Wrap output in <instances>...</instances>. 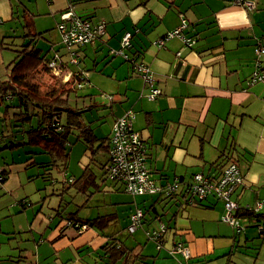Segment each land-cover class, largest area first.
Masks as SVG:
<instances>
[{"label": "crops", "instance_id": "0c3cea01", "mask_svg": "<svg viewBox=\"0 0 264 264\" xmlns=\"http://www.w3.org/2000/svg\"><path fill=\"white\" fill-rule=\"evenodd\" d=\"M23 1L0 0V41L15 31V26L26 31L25 16L30 20L31 15L34 25V18H40L41 13L52 18L58 38L50 33L52 49L48 57L60 52L65 68L51 70L57 77L64 76L63 84L69 82L75 88L70 92V104L81 112L77 113L81 122L89 125L99 140L88 148L78 137L79 130L73 128L67 143L66 173L78 178L91 164L98 186L83 193L54 179L49 181L54 188L43 203H37L34 195L33 200L26 195L15 202L14 206H20L19 213L25 214L23 224L6 233L10 234L11 247L20 250L14 262L96 264L106 236L113 235L134 249L136 257L139 254L142 261L137 258L132 264H264V220L259 226L254 217L239 216L245 231L236 234L235 227L222 219L227 210L216 196H210L202 205L164 204L154 196H142L139 205L135 199L124 198L123 188L109 181L105 168H101L109 160L108 144L115 120L133 111V129L149 145L145 163L156 183L172 182L177 177L189 180L195 172L219 178L223 167L234 161L243 182L231 198L241 208L253 209L257 202L264 203V84L251 83L258 61L264 66V54L255 52L259 42L264 46V0H250L252 10L235 0H32L31 7ZM70 11L88 19L92 27L105 26V33L96 41L75 48L76 63L71 61L70 49L58 30L62 15ZM182 17L187 21L186 37L183 33L173 36L159 47L157 40L178 29ZM128 31L132 32V44L126 51L155 73V86L161 94L154 99L149 97L151 87L134 65L121 55L111 54V50L122 47ZM189 37L195 39L192 46L183 39ZM50 47L42 48L48 51ZM9 50L15 53L14 58ZM6 53L13 58L7 65ZM16 57L15 49L0 45V68L10 70L1 79L11 75ZM84 86L86 92L79 94ZM0 113V117L5 116V111ZM0 134L1 142L10 146L13 136ZM25 146H10V153ZM81 149L85 156L78 160ZM31 150L29 147L20 159L12 156L13 161L2 166L10 169L6 182L13 181L12 193L24 189L22 170L24 183L37 182L29 178ZM90 156L96 163H89ZM66 192L72 198L66 207L73 206L72 213L78 220L87 222L112 213L117 214V220L104 231L90 224L82 232L63 228L64 218L57 219L52 210L62 208ZM24 198L30 199L33 206L23 204ZM118 205L120 215L115 207ZM136 205L150 208L156 219L142 226L139 222L132 231L129 216ZM261 210L264 212V206ZM163 223L168 229L163 234V245L158 247L150 232ZM175 241H183L190 258L171 253ZM121 264L127 263L123 260Z\"/></svg>", "mask_w": 264, "mask_h": 264}, {"label": "trees", "instance_id": "16d2710c", "mask_svg": "<svg viewBox=\"0 0 264 264\" xmlns=\"http://www.w3.org/2000/svg\"><path fill=\"white\" fill-rule=\"evenodd\" d=\"M24 19V27L26 28V31L22 29V33H15V30L6 38H4L3 42L0 41V45L13 48L17 51L16 60L12 63L13 68L11 70V75L6 79L0 78V104H6L5 116L12 118V121L15 122L14 124L16 128H21V132L23 133L24 138L23 140L26 139L24 145H28L30 148H32L30 154H32L33 157H30L29 159L33 160V162L30 163L28 167H36L37 169L42 170L31 173V175H29V178H35L38 181L39 177H41L48 182H53V180L55 179L57 182L60 181L65 184H70L69 188L74 187L79 192L88 193L89 190L98 186L95 173L90 166L91 164H88L84 168L83 174L78 178H74L72 175H68L66 173V171H68L69 169V152H67V143H69V136L73 133V128L79 130L78 137L87 144L88 148L92 147L93 144L99 140L90 129L89 125H83L79 116L77 115V109L70 104V92L75 91V88L72 87L71 84H68L69 82L67 84L60 85L59 90L57 91L54 90L45 93L38 92L37 89L33 88L30 83H28V79L32 78L33 75L44 72H51L52 68H50L49 62L54 58L56 54H59V59H62V55L60 54V52H54L51 56L48 57L49 51L50 49H52V45L48 51H43V48L38 45V39L43 37L44 31L34 32V20L32 16L30 17V20L26 16ZM61 62L63 66V59ZM78 114L81 115V112L79 111ZM55 119L62 122V124L64 125L63 130H55V126L53 125ZM1 139L2 135L0 134V142ZM11 143L13 145L11 144L10 146L13 147H15V145L19 146L23 144H17L14 140ZM101 145L104 146L103 143ZM10 146L6 145L5 148H9ZM35 147L40 149V151H34ZM145 147L147 160L149 145L147 146V144H145ZM39 153H46L48 157L46 159L41 158L38 155ZM38 157H40L41 159H39ZM89 163H96L94 162L93 156H90ZM110 163L111 156L109 154V160L106 163L105 167L101 164V168H105L106 170V178L112 183L119 184L123 188L125 193L131 194L122 181H118V179H111L108 176V166ZM0 168L2 169V179L0 180V182L4 183L8 178L10 169L2 166H0ZM197 173L204 174L203 172H195L191 175L189 180H184L183 178L177 177L172 182H164L162 184L156 183L155 180H153L160 188L154 192L142 194L141 196H154V198H156L160 202H164V204L173 202L179 205H189L187 199V189L188 185L192 183L193 178ZM207 176L216 178V176L212 175ZM175 184L177 186L173 189V185ZM43 195V193L34 194V196L38 198L37 203H43L44 200L50 196L45 194L46 196L42 197ZM135 196L137 195H134V197ZM210 196L215 195L209 194L206 199ZM30 199L28 200L24 198L22 200L23 204H27L29 207L33 206ZM205 200L196 202L194 205H202L204 204L203 202ZM22 207H24V205H22ZM153 208L154 207H152V209ZM62 210L64 209L62 208ZM150 210V208L145 209L144 207L136 205L131 215L133 213L136 214L140 211L141 216L138 221L140 222V225H143L144 222H147L148 224L152 222L154 223L156 218H153V215L150 214ZM71 214V216L69 215L67 218L62 219L64 221L63 228L72 227L76 231H78V226L88 224H90V226L98 228L101 231H104L117 220L116 213L98 215L93 219L87 220V222L78 220L77 218H75L73 213ZM131 215L129 217L133 221V215ZM237 215H247L250 218L254 217V219L259 223L264 220V212H262V210L256 211L254 208H240L237 211ZM62 220L61 222H63ZM163 225L164 227H166L167 231V225L165 223H163ZM260 225L262 226V223H260ZM106 237L107 241L101 246L102 253L97 256L96 264H121L123 260L127 264H132V262L137 258L140 259L138 256L139 254L136 257V255L134 254V249L130 248L128 244H125L124 240L120 237H116L113 235H107ZM147 264L154 263L153 261H147Z\"/></svg>", "mask_w": 264, "mask_h": 264}, {"label": "built area", "instance_id": "2783aa9c", "mask_svg": "<svg viewBox=\"0 0 264 264\" xmlns=\"http://www.w3.org/2000/svg\"><path fill=\"white\" fill-rule=\"evenodd\" d=\"M235 3L245 6L248 9L253 8V3L250 0H235ZM62 21L59 23V31L61 33L62 42L70 49L71 61H78V53L76 47L92 43L105 33L104 24L91 26L88 19L75 15L73 12H66L62 15ZM187 26V21L182 17L181 26L175 31L166 33L162 38L157 40L156 44L160 47L164 45L165 40L173 36H183L184 29ZM132 32H126L122 38V47L118 50H111L113 55H121L125 60L134 65L136 71L143 77L145 84L151 87L149 97L156 98L161 94V90L155 86L157 81L154 71L144 63L131 56L126 49L131 46ZM188 46H192L195 39L192 37L183 38ZM257 55L264 54V46L259 42L255 47ZM62 59H59V54L49 62V66L55 70H64L62 67ZM64 64V63H63ZM85 79L84 76H81ZM261 82L264 84V66L258 61V68L254 72L251 83ZM135 114L133 111H128L121 117L115 120L113 132L110 136L109 153L111 163L108 166V176L111 179L122 181L128 191L133 195H142L148 192H154L160 187L156 185L150 177L146 166V147L139 133L133 130V120ZM53 125L55 130H63L64 125L59 120H54ZM2 169L0 168V180ZM243 182L238 164L234 161L229 162L224 166L219 178H211L202 173H197L192 183L188 185L187 199L189 205H194L196 202L203 201L209 194H214L219 199L223 200L227 213L222 216L224 221L229 222L235 227L236 234H241L245 231L244 224L240 222V217L237 211L241 208L238 201L231 198L233 190ZM173 185V189L176 188ZM264 206L262 201L256 203L255 210L260 211ZM141 212H137L132 216L133 223L130 227L133 231L139 224ZM78 232L87 229V225L78 226ZM166 232V227L161 224L158 229L150 232L151 239L155 240L158 247L163 245V234ZM172 254H178L190 258V252L183 241H175L171 248Z\"/></svg>", "mask_w": 264, "mask_h": 264}, {"label": "rangeland", "instance_id": "374dc122", "mask_svg": "<svg viewBox=\"0 0 264 264\" xmlns=\"http://www.w3.org/2000/svg\"><path fill=\"white\" fill-rule=\"evenodd\" d=\"M23 3L25 6L29 7L32 4V0H25V1H23ZM18 4L21 5V1ZM250 10H252V9H250ZM30 17H31V15H30ZM39 17L40 18H38V19L34 18L36 21V25L33 26V30H34V32H43L44 31L43 37L38 39V45L47 49L48 47H50V44L52 42L50 33L52 32L53 37H55L56 39L58 38V35H57L56 30L55 29L53 30V28H52L54 25V22H52V18L49 17V14L41 13V15ZM13 23H15V21ZM15 27H16V31H17L16 33H22L21 27H18V26H15ZM47 30H51V31H47ZM60 39H61V37H60ZM9 51L11 54L14 55L13 56V58H14L15 53L12 50H9ZM13 58H11L10 54L6 53V65L9 64V62ZM7 71L10 72V70L5 66L3 68H0V76L5 77V75L7 74ZM63 78H64V76L63 77L62 76L57 77L56 74L51 70V72L39 73L35 76L33 75L32 78L28 79V83H30V85L33 88L37 89L38 92L45 93V92H51L54 90H56V91L59 90V86L62 85L64 82ZM85 89H86V86L80 88L78 90L79 91L78 93L84 94L86 92ZM5 108H6V104H3V105L0 104V110H2L4 112ZM91 111L92 110H89L86 113L88 115V117L90 116ZM92 112L95 115H97L98 110L93 109ZM97 116H99V115H97ZM0 131L6 137H12L13 136L14 141L17 144H20V143L24 144L25 143L26 139L23 140L24 138H23V133L21 132V128H16L14 122L12 121V118H10V117H6V116L0 117ZM71 135H73V134H71ZM0 144H1V146H0V165L1 166H5L6 165L5 162L11 163L13 161L12 156H15L16 158L20 159V156L25 155L27 153V150H29L28 145H26L25 146L26 148L20 147L17 149V151H14V153L11 154L10 152H11L12 148L11 149H9L10 147L5 148L7 145L5 143V141L0 142ZM83 144L87 146L86 143H83ZM34 149L40 151V149H38L36 147ZM103 153H106V152H103ZM38 155L41 158H45V159L48 157L46 153H39ZM82 155H83V151L81 149L80 152L78 153V160L81 158ZM84 156L85 155H83V157ZM40 157H38V158L41 159ZM81 167L82 166L80 164V168ZM38 170L42 171L41 169H37L36 167H30L28 169L30 174L38 172ZM24 172H25L24 170H22L20 172L23 174L21 180H22V184L24 185V189L21 188V190H17L18 192L16 194L12 193V190H14V187L12 186L13 181H9L6 183L0 182V258H1V264H17L14 262V260L18 259V255L20 252V250L18 248H12L11 247V245L8 243L9 238H10L9 237L10 234H6V233H9L10 231L13 232L16 227L17 228L20 227L21 223L23 224V222H24L23 216H24L25 212L19 213L20 206H14V203L18 202V200L20 198H22V196H26V195H27V197H31L33 200V195L35 193H43L44 195L42 197H44L47 194H50L51 190L54 188L53 186H51V184L48 181H45L41 177H39L37 182L35 180V181H31L29 183H24L26 180L24 178V174H25ZM25 177H27V176H25ZM21 187H23V186H21ZM42 188H44V189H42ZM66 194H67V197L65 198L66 202L62 205V208L64 210H62V208L52 210L53 214L56 215L57 219L58 218H67L72 213L73 206L69 209H67V207H66L68 203H72L71 202L72 198L70 197L69 192H66ZM123 194L121 193V195L124 198H130V200L135 199L138 203H140L139 205L142 204V201L144 200V199H142L143 197L144 198L145 197L150 198V196H147V195H143V197L141 195H137L134 198V195H132V194H127V193H125L124 195ZM129 204L130 203H127V205H129ZM115 207L118 209V214L120 215L119 205L115 206ZM14 255H16L15 258L11 259L12 256H14Z\"/></svg>", "mask_w": 264, "mask_h": 264}, {"label": "water", "instance_id": "95a60500", "mask_svg": "<svg viewBox=\"0 0 264 264\" xmlns=\"http://www.w3.org/2000/svg\"><path fill=\"white\" fill-rule=\"evenodd\" d=\"M259 226H260V224H259Z\"/></svg>", "mask_w": 264, "mask_h": 264}]
</instances>
